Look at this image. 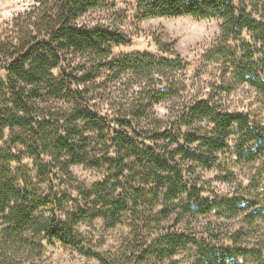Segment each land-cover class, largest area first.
I'll use <instances>...</instances> for the list:
<instances>
[{
	"label": "trees",
	"instance_id": "1",
	"mask_svg": "<svg viewBox=\"0 0 264 264\" xmlns=\"http://www.w3.org/2000/svg\"><path fill=\"white\" fill-rule=\"evenodd\" d=\"M110 1L36 0L32 11L17 17L11 29L0 32V73H5V79L0 78V130L6 126L34 130L38 143L40 128L46 129L33 116L35 99L45 89L56 95L68 88L78 104L72 111V123L48 137L51 149L66 155L63 171L71 176L69 166L82 163L115 167V173L90 187L76 185L79 198L87 204L76 205L75 211L63 208V203L72 199L67 191H55L51 181L44 186L54 176L50 162L37 161V181L25 172L20 179L0 172V264H41L38 259L46 246L55 242L74 246L101 264H118L84 245L77 225L102 218L114 227L123 213L147 194L154 199L163 197L166 204L155 213L156 220L172 212L175 206L168 201L179 195L184 196V211L219 209L225 216L235 217L244 209L243 199L204 196L206 188L194 170L217 167L223 154L247 163L259 161L258 183L264 188V118L230 110L222 100L223 93L248 85L264 101V0H136L137 20L193 16L222 21L221 34L205 56L221 65L222 83L204 97L184 98L164 129L147 126L145 109L178 96L179 81L173 72L186 65L180 55L171 60L140 52L115 55L113 48L130 44L131 37L110 22L81 21L87 12ZM104 71L114 78L126 73L144 76L140 101L131 103L130 110L118 108L113 114H101L89 108L82 92L74 89L96 80ZM91 131L102 139L108 137L101 155L89 152ZM14 139L25 141L20 134ZM126 171L133 173L132 180L139 176L141 185L136 187L126 179L131 189L119 190ZM250 216L251 223L264 218V205ZM242 233L198 237L168 230L155 234L141 257L162 258L193 245L196 264L236 263L242 255L260 261L264 242L255 247L241 243ZM19 254L22 260L17 262Z\"/></svg>",
	"mask_w": 264,
	"mask_h": 264
},
{
	"label": "rangeland",
	"instance_id": "2",
	"mask_svg": "<svg viewBox=\"0 0 264 264\" xmlns=\"http://www.w3.org/2000/svg\"><path fill=\"white\" fill-rule=\"evenodd\" d=\"M109 3L105 7L90 10L81 21L110 22L127 33L131 37V43L115 46V55L140 52L168 60L180 55L182 64L186 65L173 72L179 81L178 96L165 98L151 109H145L144 122L147 126L152 129H164L184 98L204 97L213 86L222 83L221 65L205 59L207 51L221 34L222 21L219 18L157 16L137 20L136 0H111ZM35 4L36 0H0V32L11 29L16 18L32 11ZM58 71L54 72L59 74ZM0 78L5 79L4 72L0 73ZM143 85L144 76L140 73H126L114 78L109 71H104L96 80L74 86V89L82 92L86 104L93 111L113 114L118 108L130 110L131 103L139 102V92ZM222 100L230 110L249 112L252 116L264 118V101L248 85H240L230 92L223 93ZM77 106L73 93L68 88L56 95H51L45 89L41 96L35 99L32 107L33 116L42 122L46 129L45 131L43 127L40 128L38 143H35L37 139L34 130L17 126H6L0 130V172L19 179L25 172L37 181V161L50 162L53 164L54 176L46 180L44 186L49 185L51 181L55 185V191H67L72 199L64 202L63 208L70 211H75L76 205L87 204L78 196V183L90 187L111 172L115 173V167H96L84 163L71 164V176L63 171L66 155L51 149V138L48 137L60 131L61 126L65 128L72 123V111ZM77 122L81 125L85 123L79 120ZM16 134H20L25 141L15 140ZM88 134L92 138L90 154H103L104 142H107L108 137L102 139L96 131ZM38 154H41L40 160H37ZM220 162V165L211 170L198 167L194 170L200 174V180L206 188L204 196L242 198L244 209L239 215L227 217L219 209L208 213L184 211V196L179 195L168 201L170 205L175 206L172 212L166 218L156 220L155 213L166 204L163 197L154 199L152 195L147 194L146 197L138 198L137 204L134 203V206L125 211L114 227L107 226L102 218L79 223L77 231L83 236V244L103 253L118 264H196V246L193 245L180 248L175 254L162 258L147 255L142 259V249L149 245L155 234L177 229L198 237L212 233L225 237L226 234L240 230L243 232L241 243L255 247L259 242H264V218L251 223L250 216L255 208L264 205V188L262 183H258L257 177L259 161L247 163L236 160L233 155L223 154ZM125 174L120 183L123 187L119 190L131 189L130 182L136 187L141 185L139 176L136 175L132 180L133 173L126 171ZM126 179L130 182L125 181ZM255 202L257 204L254 206ZM2 227L0 224V230ZM21 255L17 256V262L22 260ZM38 260L41 264H101L98 259L85 256L76 247L61 242L47 245L43 256ZM226 264H264V256L259 261L252 255H242L237 257L236 263Z\"/></svg>",
	"mask_w": 264,
	"mask_h": 264
}]
</instances>
